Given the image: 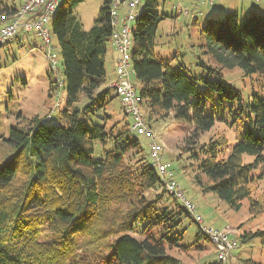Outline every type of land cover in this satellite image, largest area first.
<instances>
[{
  "label": "trees",
  "instance_id": "obj_1",
  "mask_svg": "<svg viewBox=\"0 0 264 264\" xmlns=\"http://www.w3.org/2000/svg\"><path fill=\"white\" fill-rule=\"evenodd\" d=\"M83 2L61 0L51 23L67 90L57 120L35 116L26 126H13L9 138L0 141L9 148L0 161V264H184L169 251H203L204 240H210L169 193L133 124L107 114L111 0L89 31L72 14ZM18 9L15 0H0V23L9 22ZM241 13L250 15L242 18ZM225 14V19L206 15L203 24L192 18L205 54L215 62L200 58L195 65L200 74L194 75L183 62L174 67L157 55V30L170 15L160 10L158 0H143L131 68L142 85L141 111L148 108L150 120L173 115L193 128L186 144L188 151L198 148L191 158L198 164L201 191L217 195L235 211L247 201L254 216L264 212V194L254 197L257 177L252 174L264 168V13ZM234 68L246 77L257 75L248 98L223 77V69ZM57 87L63 86L50 82V92ZM125 114L130 115L126 109ZM218 122L235 129L233 147L225 134L200 144V136ZM244 156L254 162L245 164ZM187 220L198 226L189 245L183 244ZM242 239H260L264 246V229L248 231Z\"/></svg>",
  "mask_w": 264,
  "mask_h": 264
},
{
  "label": "rangeland",
  "instance_id": "obj_2",
  "mask_svg": "<svg viewBox=\"0 0 264 264\" xmlns=\"http://www.w3.org/2000/svg\"><path fill=\"white\" fill-rule=\"evenodd\" d=\"M2 1L10 3L12 0ZM105 1L84 0L72 11L73 16L79 20L85 31L91 30L95 25ZM23 2L24 0H15V5L20 8ZM191 2L187 0H158L160 10L170 17L165 18L159 24L156 35V52L160 58L171 62L174 67H177L179 62H183L191 68L194 75H199L200 70L195 65L200 58L209 61L213 66H215V62L210 58V55L205 54V49L202 48L203 40L199 29L192 23L191 12L197 6L201 10H209L210 13L206 14L217 19H225L226 12H222L223 7L217 8L218 4L207 9L209 8V5L205 6L207 4L199 1L190 4ZM234 2L238 3V0H227L223 4ZM252 5L256 9L261 7L258 3H252ZM214 8H216L215 11ZM180 10L182 13L178 15L177 12ZM185 10L187 13L189 12L188 15L184 14ZM228 10L231 8L228 7ZM240 11L244 10H238V12ZM258 11L264 13L263 10ZM172 15L174 17H171ZM249 15L241 13L242 18ZM199 16L200 14H196L198 20ZM55 17L56 15L53 16V20ZM205 19L206 15L200 19L201 24ZM136 23L137 21L132 24L134 29ZM51 38V46L53 53L57 56L60 73L51 69L50 61L47 58L48 50L44 46V42L34 32L21 33L8 45L0 48V141L9 138L13 126L17 124L26 126L27 122L35 116L48 117L51 115L53 120H57L60 111L65 106L67 90L62 74V55L57 37L52 34ZM113 50L112 45L109 44L105 59V88L112 87V84L117 80ZM222 73L224 79L240 90L245 98H248L257 87V75L246 77L243 71L238 68L223 69ZM131 80L139 92L142 85L134 74H131ZM51 81L57 82L63 87H57L55 91L50 92ZM55 86H57L56 83ZM106 102V112L113 116L115 122L133 124L132 117L125 114L123 103L113 88L106 95ZM142 115L153 129L157 141L163 145V163L173 172L174 179L184 189L188 200L198 207V214L204 221L201 227L216 231L231 229L230 239L239 243V247L232 252L231 264H264V246L261 240L254 239L243 242L242 239V236L248 231L264 229V212L251 215L247 201L243 202L240 211H235L227 203L222 202L217 195L203 193L197 184L198 164L195 159L191 158V152L198 151V148L188 151L186 144L192 135L193 128L175 120L173 115L164 120H158L153 116L150 120L149 109L144 106H142ZM133 132L135 135L137 134V132ZM218 134H225L228 137L230 148L237 143L238 134L235 129L226 123L218 122L209 132L200 136V144L207 143ZM138 138L148 161L153 164L150 154L152 141L145 135ZM8 149L6 144L0 145V161L5 157ZM253 162L254 158L244 156L245 164ZM252 174L257 177L254 197L261 198L264 194V168L258 166L253 169ZM206 180L204 177V181ZM189 222V220L186 221L187 231L183 242L187 245L195 241L198 231L197 224ZM204 246L203 251L182 252L176 249L169 253L184 264H203L205 261L215 260V245L204 240Z\"/></svg>",
  "mask_w": 264,
  "mask_h": 264
},
{
  "label": "built area",
  "instance_id": "obj_3",
  "mask_svg": "<svg viewBox=\"0 0 264 264\" xmlns=\"http://www.w3.org/2000/svg\"><path fill=\"white\" fill-rule=\"evenodd\" d=\"M259 1V0H256ZM61 0H24L18 11L7 23H0V46L17 38L21 33L34 32L47 48V58L53 71L60 73L58 59L52 49L51 23L56 15ZM213 4V0H208ZM143 0H111L110 17L112 26L111 45L119 54L115 75L117 80L112 84L116 95L121 99L128 114L133 118L132 130L137 135H145L153 141L151 159L165 176L166 186L170 194L175 195L186 206L196 221L202 226L204 221L197 213L196 205L187 199L183 188L173 178V172L163 163V145L155 141V134L150 129L141 111L142 98L131 80V52L133 49V22H136ZM182 13V11L180 10ZM185 15L189 12L184 11ZM204 233L216 248V260L219 264H231L232 252L239 247L236 240L230 239L231 229L216 231L204 228Z\"/></svg>",
  "mask_w": 264,
  "mask_h": 264
},
{
  "label": "crops",
  "instance_id": "obj_4",
  "mask_svg": "<svg viewBox=\"0 0 264 264\" xmlns=\"http://www.w3.org/2000/svg\"><path fill=\"white\" fill-rule=\"evenodd\" d=\"M187 1H192L190 3V4H192L195 1L197 2L198 0H187ZM225 1H227V0H213V5H210V3L208 2V0H199V2L204 3V4H207L205 6H208L209 5V8H207V9H210L211 7H214L215 5L218 4V7L217 8L223 7L222 12H224V13L225 12H228V11H236V10L237 11L238 10H244L245 13H248V12H250L252 10L255 11V12H258V13H260L258 10H263L264 11V0H259V1H256V0H238V3L237 2H234V3L223 4V3H225ZM252 3H258V4L261 5V7L258 8V9H256V8L253 7ZM231 4H233V5H231ZM228 7H230L231 10H228ZM213 10L215 11L216 8H214ZM206 13H210V11L209 10H201V9H199V7L196 6L193 9V11L191 12V16L193 18H195L196 17V14H200L199 18L201 19V18H204L205 15H207ZM200 19H199V21H200ZM113 51H114V58L113 59H114V62H115V67H116V63H117V59L119 57V54L115 50H113Z\"/></svg>",
  "mask_w": 264,
  "mask_h": 264
}]
</instances>
